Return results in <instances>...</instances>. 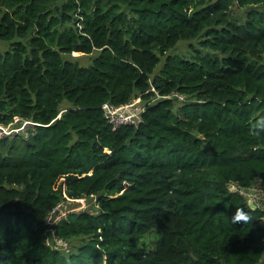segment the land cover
Wrapping results in <instances>:
<instances>
[{
    "label": "trees",
    "instance_id": "16d2710c",
    "mask_svg": "<svg viewBox=\"0 0 264 264\" xmlns=\"http://www.w3.org/2000/svg\"><path fill=\"white\" fill-rule=\"evenodd\" d=\"M0 41V124L31 121L0 134V264H264V207L229 187L264 198V0H0ZM137 96L113 129L102 103Z\"/></svg>",
    "mask_w": 264,
    "mask_h": 264
},
{
    "label": "built area",
    "instance_id": "2783aa9c",
    "mask_svg": "<svg viewBox=\"0 0 264 264\" xmlns=\"http://www.w3.org/2000/svg\"><path fill=\"white\" fill-rule=\"evenodd\" d=\"M154 90V88H152ZM155 92V91H154ZM155 98H176L179 101H184L185 96L178 93V92H170L168 94H158L155 92ZM141 101V103L137 104V102ZM141 100L139 96L134 97L130 101L120 104V105H114L110 102H104L101 105V110L103 113V116L107 119V121L110 123V125L113 127V129L119 127L122 124H131V125H137L142 120V113L145 110V103ZM22 124L30 125L31 121L27 119H21ZM19 119H15L13 123L18 122ZM9 125H2L0 124V134H9L7 133V129L9 128ZM10 129V128H9ZM15 131H20L21 128L18 127L17 129H14ZM65 207V203H58L56 207L48 213L46 216V224L49 225L47 228L48 235L45 238V242L47 244L50 243V237L54 238L55 241L62 243L63 241L55 238L53 235V226L62 218H65L66 215L63 211H61ZM86 210V209H85ZM73 211H78V208H74ZM64 243V242H63ZM65 246L67 245L64 243Z\"/></svg>",
    "mask_w": 264,
    "mask_h": 264
},
{
    "label": "rangeland",
    "instance_id": "374dc122",
    "mask_svg": "<svg viewBox=\"0 0 264 264\" xmlns=\"http://www.w3.org/2000/svg\"><path fill=\"white\" fill-rule=\"evenodd\" d=\"M239 12H241V10H239ZM192 42V43H196V40H192V41H179L173 48H170L169 50H167L166 55H170V54H186L188 53V51L190 50V48L188 47V43ZM8 42H2L0 41V50L4 49L5 47H7ZM94 55V53L92 54V56ZM91 55H80L78 53H72V55L67 56L66 57L68 59H72V60H77L79 64L82 65H88L91 62ZM164 57H162L163 60ZM162 60L160 61V63L158 64V67L156 69V71L158 70V68L160 67V65L162 64ZM179 101V100H177ZM176 101V103H177ZM141 103V101L137 102V104ZM143 103V102H142ZM69 106V103L67 101H62L59 105V113L58 116H60L62 114V112ZM18 127L21 128V130L19 132H22V134H26V129H27V125L26 124H22L19 122H16V124H10L9 128L7 129V133H9L12 129L11 132H15L14 129H17ZM16 131V132H18ZM3 134V133H2ZM95 203V200L93 199V197H82L81 200L78 201V203H74V202H65V207L61 210L64 212L65 215H67L69 212H78V211H83V210H88L90 212H93V204ZM95 207H97V205H95ZM74 208H78V211H73ZM162 234V231L160 229H153L150 232H148L147 234H145L142 238L140 243L142 245H145L146 248L148 249H152L155 247L156 241L160 238ZM67 244V243H66ZM50 245H55L58 246L60 249H66L68 244L65 246V244L62 242H57L54 240V238H50Z\"/></svg>",
    "mask_w": 264,
    "mask_h": 264
},
{
    "label": "water",
    "instance_id": "95a60500",
    "mask_svg": "<svg viewBox=\"0 0 264 264\" xmlns=\"http://www.w3.org/2000/svg\"><path fill=\"white\" fill-rule=\"evenodd\" d=\"M229 187L232 190H238L240 193H242L247 198L248 204L251 208L264 207L263 193L257 188V186L250 188L238 187L235 184H231Z\"/></svg>",
    "mask_w": 264,
    "mask_h": 264
},
{
    "label": "clouds",
    "instance_id": "9594fccd",
    "mask_svg": "<svg viewBox=\"0 0 264 264\" xmlns=\"http://www.w3.org/2000/svg\"><path fill=\"white\" fill-rule=\"evenodd\" d=\"M261 127L264 128V124H261ZM233 219H243L244 221H247L249 219V217L244 214V213H240V214H235Z\"/></svg>",
    "mask_w": 264,
    "mask_h": 264
}]
</instances>
